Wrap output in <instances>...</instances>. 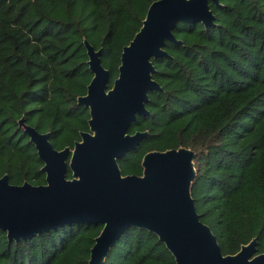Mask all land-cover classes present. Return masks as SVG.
Masks as SVG:
<instances>
[{
	"label": "trees",
	"instance_id": "trees-1",
	"mask_svg": "<svg viewBox=\"0 0 264 264\" xmlns=\"http://www.w3.org/2000/svg\"><path fill=\"white\" fill-rule=\"evenodd\" d=\"M155 0H0V177L45 184L44 162L19 119L50 133L57 149L88 131L90 110L78 103L93 73L84 41L102 49L119 75L121 54ZM215 25L179 22L183 43L153 59L163 90L150 91V114L130 133L149 131L122 158L124 175L143 172L147 152H196L192 194L224 254L257 238L264 253V0L210 2ZM67 176L72 177L68 169ZM102 224L65 225L19 242L0 230V264H89ZM103 264H177L158 235L130 227Z\"/></svg>",
	"mask_w": 264,
	"mask_h": 264
},
{
	"label": "water",
	"instance_id": "water-1",
	"mask_svg": "<svg viewBox=\"0 0 264 264\" xmlns=\"http://www.w3.org/2000/svg\"><path fill=\"white\" fill-rule=\"evenodd\" d=\"M210 2L220 4V0L153 1L141 29L123 48L112 87L110 72L101 61L102 49L84 41L93 78L78 103L90 110V129L81 133L74 148L60 150L49 132H39L24 116L19 119L44 162L46 183L13 184L8 174L0 177V230L6 231L9 241L31 239L73 223H94L103 228L91 248L89 264H103L130 227L158 235L177 264H264V253L255 255L257 238L235 254H224L212 228L200 219L192 194L197 175L193 149L147 152L142 175H124L119 164L149 133H130L129 128L138 116L150 114V91L163 90L153 78V59L170 57L165 49L168 41L183 43L174 33L179 22L214 26Z\"/></svg>",
	"mask_w": 264,
	"mask_h": 264
},
{
	"label": "flooded vegetation",
	"instance_id": "flooded-vegetation-1",
	"mask_svg": "<svg viewBox=\"0 0 264 264\" xmlns=\"http://www.w3.org/2000/svg\"><path fill=\"white\" fill-rule=\"evenodd\" d=\"M81 140V139H80ZM79 141V140H78ZM75 145V144H74ZM72 148H74V147H72ZM70 159V158H69ZM142 174H143V172H142ZM142 174H140V175H142ZM71 178V177H70Z\"/></svg>",
	"mask_w": 264,
	"mask_h": 264
}]
</instances>
